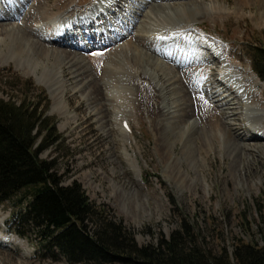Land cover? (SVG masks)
I'll list each match as a JSON object with an SVG mask.
<instances>
[{"label":"rangeland","instance_id":"rangeland-1","mask_svg":"<svg viewBox=\"0 0 264 264\" xmlns=\"http://www.w3.org/2000/svg\"><path fill=\"white\" fill-rule=\"evenodd\" d=\"M136 1H124L119 5L117 1L111 0V3L106 6L107 9L101 8L98 14H93L95 18L91 26L95 27L92 33H90V26L84 23L85 25L79 26L82 28L81 31L74 32V29H71L72 32H69L72 38L74 34L84 33V39L78 37L72 40L64 36L61 42L72 44L69 45L70 47L62 48V45L56 44L52 46L66 49L72 56H81L90 73L101 74L98 68H104L110 57L120 54L119 44H126L129 37L136 34L134 28L141 26L140 3ZM184 1L191 3L199 0ZM202 1L209 3L210 0ZM36 2H39L37 5H41L42 8H47L45 19L47 18L46 29H48L49 17L65 10L81 12L80 17H83L84 13L95 5L99 6L101 0H66L60 6L55 4L62 0H48V2L46 0H7L5 4L0 2V10H6L9 13L16 5H19L20 11L15 17L0 23L6 25L19 21L23 30V35L20 33L19 35L25 43L16 44L15 48L12 47V51L4 49L0 52V99H12L18 102L19 99L25 98L28 103L39 102L43 109V116L53 119L59 141L53 147L44 150L40 158L53 161L62 178V184L69 186L73 182L80 183L89 200L99 207H105L110 216L122 221L139 245L155 244L161 234L169 237L171 232L178 228L180 217L191 224L200 239H204L207 245L217 252L223 247L231 251L238 240L257 241L259 245L263 244L264 141L255 135L252 137L248 128L242 124L240 118L238 119L243 111L237 104L239 96L233 93L226 97L227 106L230 109L227 110L224 121L230 124L232 129L228 130L222 124L212 127V124L209 125L211 120L208 123L206 121L209 125L207 130L211 141L207 142L206 138L201 136L196 144L190 145L185 150L184 159L179 157L182 156L181 149L185 142V139L180 140L181 128L196 117L202 121V113L199 110L205 104L201 100L196 101L198 108L196 109V106L193 108L191 116L181 117L184 115L187 100L190 106L193 103L186 94L196 88L195 78L185 77L182 73L172 74L173 85L166 99L159 87L154 89L155 92L149 99L151 92L147 87L150 83L149 78L139 77L141 89H137L133 84L124 83V88L131 98L127 104L128 133L131 136V141L127 139L129 144L124 143L122 134L110 123V111H104L99 116L94 114L95 110L100 108L101 101L88 104L86 100L89 89L82 87L73 90V84L67 80L69 75H66L63 77L66 88L63 99L68 107L70 122L64 125L67 116L52 112L51 96L47 88L38 81L39 76L43 75L41 73L43 65L51 68L52 62L48 63L49 61H45L42 57L38 58L41 53L38 47H35L33 50L35 57L28 59L27 65H24L25 68L20 66L18 49L23 48V45L28 47L32 41H36V36L28 30L34 25L33 19L23 21L26 12ZM96 2L98 3L94 5ZM172 2H182V0H159L153 2V5ZM44 3L47 5L45 6ZM221 3L227 8L223 18H211L207 11L203 16H196L197 21L191 24V27L205 39H217L219 49L228 54V60L249 68L259 81L254 87L260 90L263 85L264 90V81L252 68L255 47L264 49V1L259 4L257 0H223ZM41 10L38 9V11ZM158 10H154L157 15L162 13ZM131 11L138 12L139 18ZM112 13L117 16L113 17ZM100 16L102 20L99 19ZM102 16L107 17L108 20L105 21ZM189 16L192 17L194 14L189 13ZM109 17L112 18L109 19ZM94 20L101 25H96ZM109 28L114 31H108ZM121 35L125 39H122ZM118 38H121L119 43L111 44ZM78 44H84V47H79ZM41 45L50 46L43 41ZM169 47L170 45L166 44L157 45L155 48L165 50ZM138 48L143 52L149 51L142 45ZM188 50L197 52L196 43ZM201 54L204 57V51ZM207 54L210 55L209 52ZM23 57L26 58V55ZM25 58H22V64ZM159 61L165 62L162 58H159ZM208 61L209 59L204 62L210 68L205 80L214 81L215 89L221 88L218 91L221 95L228 94L226 85L215 81L218 80L216 69L218 72L220 67L218 59L215 58L209 63ZM60 64L56 62L53 67L58 69ZM34 65L39 68L34 69ZM174 68L178 70L179 67L174 65ZM236 73L240 74L239 68ZM196 78L204 85L202 79ZM157 81H159L158 77ZM250 81H247V86ZM173 87L178 94L173 93ZM245 95L259 106L261 105L262 98L257 91H246ZM213 99L214 97L208 96V104L216 105ZM162 102L170 103L169 107L162 109ZM152 108L156 109L154 114L151 112ZM169 109L172 110L171 114L168 112ZM219 109H207L209 115L212 114V119L215 120V113ZM261 115L263 118L259 122L264 125V110ZM98 117L102 120L98 121ZM170 121L171 127L165 128L166 122ZM217 122L220 123V120ZM227 131H230L233 142H227ZM173 141L176 145L170 146V151L168 144ZM220 141H223V150L220 147ZM209 143L212 148L210 151L207 145ZM237 145H242L244 150L239 152L235 148ZM124 152L128 154L130 160H133L134 164L131 162V165L135 166L129 165L128 160L124 158ZM182 178L183 184L179 183ZM171 198L175 203L171 201ZM11 209L10 205L0 204V219H3V223L0 222V231L19 238L25 246L5 239L0 240V264H68L58 253L56 257L49 253L45 254L41 250L38 239L33 235L19 237L8 231L4 223L10 219Z\"/></svg>","mask_w":264,"mask_h":264},{"label":"bare ground","instance_id":"bare-ground-1","mask_svg":"<svg viewBox=\"0 0 264 264\" xmlns=\"http://www.w3.org/2000/svg\"><path fill=\"white\" fill-rule=\"evenodd\" d=\"M46 1L48 2V0ZM64 1L66 0H62V2L56 3L55 6H60L62 3H64ZM115 1H117L120 5L121 3H124V1L129 0ZM155 1L159 0L136 1V3H140V18L138 17V12H131L139 18V23H141V26L138 25L134 28L136 34L130 37L127 35L129 39L127 40L126 44H119L118 47L120 54H115V56L110 57L107 60V64L104 66V68H98L101 73L99 75L97 74L98 72H95V74L90 73L87 67H85L81 56H72L71 52L67 51L66 49H61L52 45H62V48L70 47L69 45L72 44H68V42L63 43L61 42V39H63V37L65 36V38L67 37L73 40L74 38H72L69 34V32H72L71 29H74V32L81 31L82 28L79 26L85 24L86 26H90V33H92V29L95 27L91 26V24H93V19L95 18L93 14H98L101 8H106L107 4L111 3V0H101L99 6L95 5L98 2L94 3L95 6L92 5L94 7L84 13L83 17H80V15L82 14L81 12L75 13L66 10L61 12L63 14L59 13L53 17H49L48 19L50 21V27L48 29H46L48 27L46 25L47 18L45 19L47 8H42L41 5H37L39 2L33 3L32 6L35 7H30V9L26 12L27 14L23 18V21L25 19H33L34 25L28 30L30 32H33V34L36 36V41H32L28 47H25L23 45V48L18 49L20 66L25 68L28 59H31L32 56L35 57L36 55L33 51L34 48L38 47V50L41 53L39 54L38 58L42 57V59H44L45 61H49L48 63H50V61L52 62L51 68L43 65V67L41 68V73H43V75H40L39 79L37 78L38 81H40L47 88L48 94L51 96V99L53 101L52 112L59 113L62 116H67L66 121H64V125L70 122V120L68 119V107L67 105H65L63 99L64 93L66 91L63 77L69 75V78L67 80H70V83L73 84V90H78L82 87H87L89 89V91L87 92L86 100L88 101V104H92L93 102H97L99 100L101 101L100 108H94L96 109V112H94V114L96 113L99 116V114H103L104 111H110V123L115 126L122 134V137L125 139V144H129L127 139L131 141V136H129L128 131L124 127V125L126 124L128 126L127 116L129 115V113L127 104L131 98L124 88V83H126L127 85L133 84V86L135 85L137 89H141L142 84L138 81L139 77L149 78V86L143 83V85L149 87L151 90L149 99L153 96L155 92L154 89L156 87H159L160 91L164 93L166 99L167 93L171 91V86L173 85L171 83V78H173L172 74L175 72L182 73V75L185 77L192 76L196 81V88L190 91V93L186 94V97H189V99H191L193 103L190 106L187 100V106L183 113L184 115H181V117L191 116V111H193V108H195V106L196 109L198 108V104L196 101L201 100L205 104L204 107H200L199 110L202 113V121H199V117H196V119L189 121L186 125H184V127H180V140L185 139V142L181 149L182 156L179 157L183 158L185 156V150H187L190 145L196 144L201 136L206 138L207 142L211 141L210 133L207 130V127L209 125L212 124L213 127L222 124L226 126L228 130L232 129L231 125L224 120L226 117L225 114L228 112L227 110L230 109V107L227 106L228 101L226 100V97L233 93H236L239 96L237 104L241 106V111L243 110L238 119L240 118L239 120L242 121V124L246 128H248V130L251 132L252 137H254L253 135H255L261 141H264V125L260 124L259 122V120L263 118V115H261V113L262 110H264L263 85L260 90H257L254 86L257 85L259 81L257 77L251 72V70H249V68L243 67L241 64H236L232 61H229L228 54L224 53L221 48V50L219 49L220 46L217 39H205L200 33H196V31L194 32V28L191 27V24L197 21L196 16H203L207 11H209L208 16L211 18H223V16L227 13V8L223 3H221L223 0H210L209 3H204L202 0L193 1L191 3L182 0V2H172L161 5L157 4V6H154L153 2ZM257 1L260 4V2L263 3L264 0ZM0 2L1 4H5V2L7 3V0H0ZM44 4L45 6L47 5L46 3ZM157 8L162 12L161 14L157 15L155 13L154 10H158ZM38 9H40L41 11H38ZM19 11V5H16L15 8L10 11V13L6 12V10H0V21H4L8 18L12 19ZM189 13H193L194 16L190 17ZM68 14L70 15L67 16ZM112 14L113 17L117 16V14ZM102 18L105 21L108 20V18L105 16H102ZM111 18L112 17H109V19ZM99 19L102 20L101 16L99 17ZM135 20L136 19H134V21ZM97 22L98 21L94 20V23L96 25H101L97 24ZM20 24L21 23L19 21H14L13 23H9L6 25L0 23V52H2L4 49L7 51H12V47L15 48L16 44L23 43L22 38L19 35V33L23 35V30ZM108 31L111 32L114 30L112 28H109ZM79 34L83 35V33ZM79 34H76V36L79 37ZM2 35L3 37H1ZM207 35L209 34L207 33ZM121 37L122 39H125L124 36L121 35ZM120 39L121 38H118V40L115 39L116 41L111 44L117 43L118 41H120ZM134 39L135 41L133 42ZM40 41L48 43L50 44V46L47 47L41 45ZM195 43L198 47L197 52L189 51L188 48L195 45ZM166 44L170 45L168 49L157 50L155 48L157 45ZM139 45L144 46L149 51L143 52L142 49L138 48ZM77 46L84 47V44H78ZM202 51H204V57L203 54H201ZM207 52H209L210 55H208ZM205 54H207L208 56L206 55V57ZM23 55H26V58L23 57ZM22 58H25V62H23L24 64H22L21 62ZM159 58L164 59L165 62L163 63L159 61ZM215 58L218 59L220 64L218 72L216 69V73L218 76L215 75L218 80L215 78V81H217V83L222 82L224 85H226L225 89L226 91H228V94L225 95H221V93L218 92L221 88H217V90L215 89L216 86L214 81L205 80V78H207L209 75L210 68L204 62L208 59L210 62H212ZM56 62H58L59 64L61 63V66H59L58 69H55L53 67ZM174 65H176L177 68L179 67V72L174 68ZM33 68L37 69L39 67L37 65H34ZM33 68L31 70L32 74L34 73ZM238 68L240 69L239 75L238 73H236ZM94 75H97L98 78L94 77ZM157 77L161 83L157 81ZM196 77L202 79L204 81V85L199 83V80ZM248 80H251L249 86H247ZM131 90V94L133 95L134 87L133 89L131 88ZM172 90L175 95L178 94L174 87L172 88ZM246 91H257L258 95L262 98L261 105L259 106L254 101L248 99L245 95ZM208 96L214 97L213 103L216 105L208 104ZM169 105L170 103L162 102L161 107L162 109H164L169 107ZM218 108H220V111L218 110V112L215 113L216 116L214 120L211 117L212 114L209 115V111H207V109L214 110ZM171 111V109L168 110L169 114H171ZM151 112L154 114L156 112V109L152 108ZM100 120H102V118L98 117V121ZM218 120H220V123L217 122ZM105 121L108 122L107 120ZM206 121L207 123L210 121L209 125L206 124ZM164 126L165 128H170L171 121L166 122ZM211 132H213L212 129ZM227 140L228 143H230L231 141L233 142L230 131H227ZM174 145H176L174 141L170 142L168 144V148L170 146L173 147ZM207 145L208 151L212 150V148L210 147V143ZM220 147L223 150V141H220ZM235 148H237L239 152L241 150H244V147L242 145H237V147ZM168 150L171 151L170 148ZM170 151H168V153ZM124 158L128 160L130 166H135L131 165V162H133V160L129 159L130 157L126 152H124ZM177 160L180 161L179 159ZM179 181L180 180H178V182ZM179 183L183 184V178ZM0 222H3V219H0ZM2 239L13 241L17 244L25 246V243L19 238H16L12 235H6L4 232L0 231V240Z\"/></svg>","mask_w":264,"mask_h":264},{"label":"trees","instance_id":"trees-1","mask_svg":"<svg viewBox=\"0 0 264 264\" xmlns=\"http://www.w3.org/2000/svg\"><path fill=\"white\" fill-rule=\"evenodd\" d=\"M254 51L252 67L264 81V49ZM52 120L39 102L0 99V204L12 206L10 232L33 235L45 254L68 264H264V230L261 245L238 240L217 252L183 217L169 237L139 245L80 183L64 186L53 161L40 158L59 141Z\"/></svg>","mask_w":264,"mask_h":264}]
</instances>
